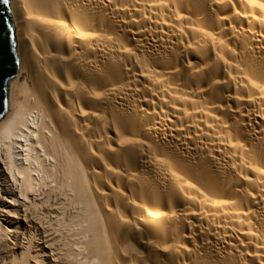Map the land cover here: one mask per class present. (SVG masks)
<instances>
[{"label": "bare ground", "instance_id": "1", "mask_svg": "<svg viewBox=\"0 0 264 264\" xmlns=\"http://www.w3.org/2000/svg\"><path fill=\"white\" fill-rule=\"evenodd\" d=\"M0 264H264V0H9Z\"/></svg>", "mask_w": 264, "mask_h": 264}, {"label": "water", "instance_id": "2", "mask_svg": "<svg viewBox=\"0 0 264 264\" xmlns=\"http://www.w3.org/2000/svg\"><path fill=\"white\" fill-rule=\"evenodd\" d=\"M19 55L9 0H0V122L8 114L11 86L19 74Z\"/></svg>", "mask_w": 264, "mask_h": 264}]
</instances>
